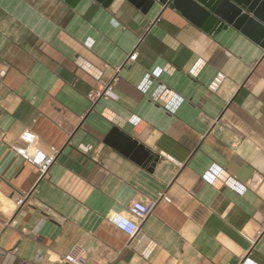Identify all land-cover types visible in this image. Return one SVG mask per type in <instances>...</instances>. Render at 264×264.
<instances>
[{
    "label": "crops",
    "instance_id": "crops-1",
    "mask_svg": "<svg viewBox=\"0 0 264 264\" xmlns=\"http://www.w3.org/2000/svg\"><path fill=\"white\" fill-rule=\"evenodd\" d=\"M25 130L58 151L44 178L12 152ZM135 201L151 212L130 238L108 219ZM75 246L87 264H264V48L157 2L0 0V264Z\"/></svg>",
    "mask_w": 264,
    "mask_h": 264
},
{
    "label": "water",
    "instance_id": "water-1",
    "mask_svg": "<svg viewBox=\"0 0 264 264\" xmlns=\"http://www.w3.org/2000/svg\"><path fill=\"white\" fill-rule=\"evenodd\" d=\"M65 3L75 8L82 0H64ZM104 7L109 6L114 0H96ZM142 13H146L156 2L179 11L183 16L200 25L210 32L217 30L224 24L233 27L249 38L259 47L264 48V0H127ZM138 150H143L138 146ZM144 156L154 167L158 161L148 151Z\"/></svg>",
    "mask_w": 264,
    "mask_h": 264
},
{
    "label": "built area",
    "instance_id": "built-area-1",
    "mask_svg": "<svg viewBox=\"0 0 264 264\" xmlns=\"http://www.w3.org/2000/svg\"><path fill=\"white\" fill-rule=\"evenodd\" d=\"M136 58L135 54H132L127 58V61H134ZM225 81V75L217 73L213 79L207 85V91L211 94H216L221 88ZM110 85L105 86L104 91L100 95H104L110 92ZM37 136L30 131H23L19 136V143L14 145L11 149L12 152L19 157L23 162L35 167L41 178L46 177L49 169L54 164L58 151L53 148L48 153L42 151L36 147ZM162 199L169 203V199L162 196ZM24 199H19L16 204L22 206ZM151 212V206L142 201H135L131 203L125 214L115 213L112 214L108 222L119 232L127 237H134L139 230V223L146 219ZM58 264H87L86 257L76 246L73 247L67 254L59 256L57 261Z\"/></svg>",
    "mask_w": 264,
    "mask_h": 264
}]
</instances>
